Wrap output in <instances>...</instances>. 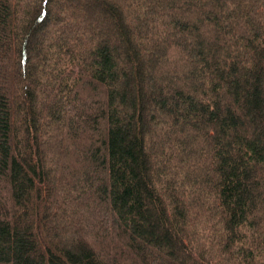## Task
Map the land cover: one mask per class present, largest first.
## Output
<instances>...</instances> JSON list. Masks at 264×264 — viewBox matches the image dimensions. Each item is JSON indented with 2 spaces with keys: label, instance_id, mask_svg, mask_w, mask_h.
Listing matches in <instances>:
<instances>
[{
  "label": "trees",
  "instance_id": "16d2710c",
  "mask_svg": "<svg viewBox=\"0 0 264 264\" xmlns=\"http://www.w3.org/2000/svg\"><path fill=\"white\" fill-rule=\"evenodd\" d=\"M0 264H264V0H0Z\"/></svg>",
  "mask_w": 264,
  "mask_h": 264
}]
</instances>
